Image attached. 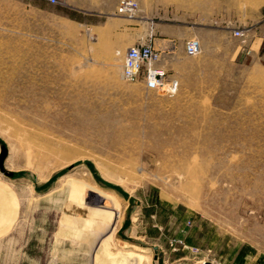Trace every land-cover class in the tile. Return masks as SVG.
Wrapping results in <instances>:
<instances>
[{"label":"rangeland","instance_id":"374dc122","mask_svg":"<svg viewBox=\"0 0 264 264\" xmlns=\"http://www.w3.org/2000/svg\"><path fill=\"white\" fill-rule=\"evenodd\" d=\"M137 1L0 0V264L264 256V0Z\"/></svg>","mask_w":264,"mask_h":264},{"label":"built area","instance_id":"2783aa9c","mask_svg":"<svg viewBox=\"0 0 264 264\" xmlns=\"http://www.w3.org/2000/svg\"><path fill=\"white\" fill-rule=\"evenodd\" d=\"M138 7L137 0H120L118 5V9L128 16H135ZM236 34L243 35L244 32L237 30ZM200 50L201 41L199 38L191 37L187 40L186 51L189 55H196ZM159 60V51L151 44H133L127 48L125 53L122 74L128 80L143 74V81L147 88L174 93L178 89V80L167 76V71L164 66L158 63Z\"/></svg>","mask_w":264,"mask_h":264},{"label":"water","instance_id":"95a60500","mask_svg":"<svg viewBox=\"0 0 264 264\" xmlns=\"http://www.w3.org/2000/svg\"><path fill=\"white\" fill-rule=\"evenodd\" d=\"M0 145H1V149H0V168L2 170H4L6 174L12 175L13 171L12 170H7L6 167L4 166V160H5L6 156H7L8 148L6 147L5 144L1 143V140H0ZM134 201H135V198L131 197L130 198V204H129L128 209H127L128 212L130 211V208H131V206H132ZM184 264H196V263H184ZM203 264H213V263L210 262V261H204Z\"/></svg>","mask_w":264,"mask_h":264},{"label":"crops","instance_id":"0c3cea01","mask_svg":"<svg viewBox=\"0 0 264 264\" xmlns=\"http://www.w3.org/2000/svg\"><path fill=\"white\" fill-rule=\"evenodd\" d=\"M253 259H254L253 262H251L250 264H264V256L260 257V258L259 257H255Z\"/></svg>","mask_w":264,"mask_h":264}]
</instances>
